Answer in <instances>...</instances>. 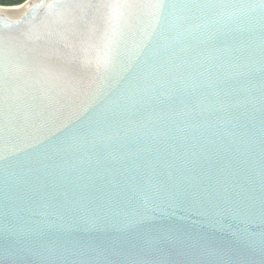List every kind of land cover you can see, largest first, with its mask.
<instances>
[{
  "label": "water",
  "instance_id": "1",
  "mask_svg": "<svg viewBox=\"0 0 264 264\" xmlns=\"http://www.w3.org/2000/svg\"><path fill=\"white\" fill-rule=\"evenodd\" d=\"M0 264H264V0L0 4Z\"/></svg>",
  "mask_w": 264,
  "mask_h": 264
},
{
  "label": "trees",
  "instance_id": "2",
  "mask_svg": "<svg viewBox=\"0 0 264 264\" xmlns=\"http://www.w3.org/2000/svg\"><path fill=\"white\" fill-rule=\"evenodd\" d=\"M26 0H0V4L3 5H18L23 3Z\"/></svg>",
  "mask_w": 264,
  "mask_h": 264
}]
</instances>
